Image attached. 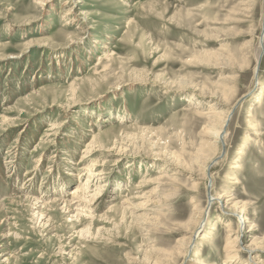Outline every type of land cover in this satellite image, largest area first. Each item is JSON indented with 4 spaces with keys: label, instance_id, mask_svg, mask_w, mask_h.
Segmentation results:
<instances>
[{
    "label": "rangeland",
    "instance_id": "1",
    "mask_svg": "<svg viewBox=\"0 0 264 264\" xmlns=\"http://www.w3.org/2000/svg\"><path fill=\"white\" fill-rule=\"evenodd\" d=\"M263 28L264 0H0V264H226L238 232L264 264Z\"/></svg>",
    "mask_w": 264,
    "mask_h": 264
},
{
    "label": "bare ground",
    "instance_id": "2",
    "mask_svg": "<svg viewBox=\"0 0 264 264\" xmlns=\"http://www.w3.org/2000/svg\"><path fill=\"white\" fill-rule=\"evenodd\" d=\"M262 41H263V44H264V36L262 37V34H261L260 42H259L260 48H259L258 54L256 56L255 72L257 70V67L259 65V61L261 59L260 56L262 55ZM229 115H230V113H228V115H226V118L224 117L225 120L223 119L224 121H222L223 124H222L221 127H218V128L215 127V128H213V129H211L209 131V134L213 135L212 138L216 140L214 143L217 145V147H218V145H220L218 139H220L221 142L222 141L224 142V139H225L224 127H225V124H226V122H227V120L229 118ZM206 130H208V128ZM214 143L212 144L213 146H214ZM208 146H211V145H208ZM86 161H87V159L84 162H86ZM95 163H96L95 161H91V164H89V165L85 164V167L83 168L84 169L83 171H86L87 173H92V174H90V175L88 174V178H87V181H86L87 183L84 184V185H82V186L76 187V189L73 190V193L70 196V200L68 199L69 201H65L66 207L69 209V211L70 210L71 211L72 210H75L76 211L75 212L76 214L74 216L77 219H79L80 215H83L85 213L86 214L89 213V211L93 207V205H95V203H97V196H98V193H99V192H97L98 189L96 190L95 194H92L91 196H89V193L90 192L88 191V190H90V184L92 182L91 179H93V178H99L100 176H102V171L101 170H99V169L94 170V167H99L98 164L97 163L95 164ZM196 190H197V187L194 186V191L196 192ZM127 195L129 196V192H126L124 194V197L127 196ZM212 199L213 198H210L209 201L212 200ZM123 201H124V205L127 204L125 208H124V206H122V210L124 212H127L129 209L135 208V205L132 202L129 201L128 197H125ZM189 205L193 209H196L198 207L199 203H198V201H196V199H191ZM205 212L206 211L201 212L199 214V217L196 219V221H194V222H196V227L194 229V233L192 234V237H191L192 239H195V237L197 236V234L199 233V231H201V229H202V225H203V222L205 221V216H206V213ZM41 216L43 217L44 214H41ZM48 217L49 216H47L46 218H48ZM249 227H250L249 225L246 226V228H249ZM89 232H90V229L89 228H86V229H84V231H82L83 235L84 234H89ZM231 232H233V231H231ZM239 248H241V245H240L239 232H238L237 237L233 241L229 240V242L227 244V255H226V259H225V263L226 264L236 263L238 261V253L240 251ZM252 264H254V263H252Z\"/></svg>",
    "mask_w": 264,
    "mask_h": 264
},
{
    "label": "water",
    "instance_id": "3",
    "mask_svg": "<svg viewBox=\"0 0 264 264\" xmlns=\"http://www.w3.org/2000/svg\"><path fill=\"white\" fill-rule=\"evenodd\" d=\"M264 29V28H263ZM264 32V31H263ZM264 36V33L262 34V37ZM263 54H264V44H263V41H262V55H261V59L263 57ZM261 59H260V62H259V67H258V70L256 72V76L259 72V69H260V64H261ZM228 124V123H227ZM222 147H223V153H222V156L225 154V143L222 141ZM212 165V164H211ZM210 190L211 188L209 187V193H210ZM210 195V194H209Z\"/></svg>",
    "mask_w": 264,
    "mask_h": 264
}]
</instances>
